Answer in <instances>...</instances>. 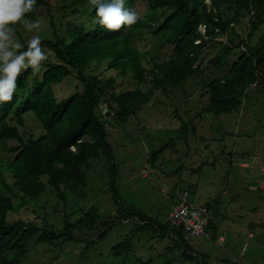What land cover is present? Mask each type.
I'll return each instance as SVG.
<instances>
[{
    "label": "trees",
    "instance_id": "16d2710c",
    "mask_svg": "<svg viewBox=\"0 0 264 264\" xmlns=\"http://www.w3.org/2000/svg\"><path fill=\"white\" fill-rule=\"evenodd\" d=\"M206 1L143 0L148 19L140 17L137 24L116 33L95 22L96 12L89 3L78 15L83 7L77 6L86 4V0L72 3L75 8L65 24H60L66 25V35L61 36L57 29L55 42H43L58 62L50 57L44 63L43 76H33L31 69L22 73L13 100L0 105V147L17 141L9 149L10 159L0 157V180L4 184V188L0 184V264H25L42 251L45 256L57 252L58 259L73 243H85L86 252L129 220L135 221L133 232L110 249V256L120 260L119 264H128L130 257L136 256L135 246L153 233L152 238L155 233L172 237L174 247L182 252L181 262L193 259L182 229L135 208H125L117 188L119 165L108 139L110 125L113 127L116 120L127 123L156 96L176 89L185 94L190 87L202 91L201 98L208 97L207 111L214 117L238 112L256 94L259 100L264 97V0H211V5ZM135 2L126 0L125 7L135 10ZM40 7H46L52 16L51 1L37 0L27 18H35ZM248 16L247 32L240 35L235 25ZM147 27L156 42L150 49H141L137 44L149 38L143 37ZM21 29L16 33L19 40ZM221 36L228 37L227 43L217 41ZM166 47H172L173 54L162 60L160 53ZM148 56L151 66L154 64L150 71L142 63ZM205 61L208 64L203 67ZM112 71L117 76H101ZM129 74L135 85L125 90L119 79ZM66 80L76 87L68 97L58 99L55 87ZM103 110L113 117L108 125ZM26 122H37L41 136L30 134L25 138L19 127ZM161 153L162 149L153 151L150 162H156ZM103 157L112 180L110 189L117 206L114 213L103 211L96 200L92 204L88 197L94 162ZM7 175L12 185L6 181ZM56 198L60 202L51 208L49 204ZM42 201L41 207L62 214V227L52 224L49 214L41 216L29 206ZM60 206L62 213L58 211ZM26 208L33 211L34 219H9L11 213ZM212 229L216 241L214 222ZM142 260L137 261L153 264L152 259Z\"/></svg>",
    "mask_w": 264,
    "mask_h": 264
},
{
    "label": "rangeland",
    "instance_id": "374dc122",
    "mask_svg": "<svg viewBox=\"0 0 264 264\" xmlns=\"http://www.w3.org/2000/svg\"><path fill=\"white\" fill-rule=\"evenodd\" d=\"M50 1L55 21H52L46 7L37 8L36 16L31 21L38 22L40 29L31 33L21 29L19 38L27 46L28 40L39 36L48 59L52 57L57 63L54 53L43 42H55L57 29L61 36L66 35V25L60 24H65L67 16L74 9L72 3L76 0ZM206 3L211 5L210 0ZM135 5L141 19H148L143 0H136ZM59 7L64 9L59 10ZM161 13V10L158 11V15ZM248 23L249 16L235 25L238 34L247 32ZM150 31L149 27L144 29L143 37L148 35L149 38L139 41V48L150 49L154 46L156 39L150 37ZM202 32L205 33V28H202ZM217 41L227 43L228 37L221 36ZM218 51H213L211 58ZM172 54L173 48L166 47L160 53L161 59L168 60ZM149 60L151 58L148 56L142 62L147 71L154 65L152 63L151 66ZM208 61L203 63V67L207 66ZM95 71L97 75L100 73L97 69ZM45 72L43 67L39 75L43 76ZM101 76L108 78L117 74L112 71ZM119 81L125 90L134 88L131 74ZM75 87L73 83L64 81L55 87L56 97H68ZM186 90V94L176 89L171 94L158 95L139 116L130 118L127 123L116 120L112 123L113 127L110 125L108 141L119 165L117 188L126 209L135 208L163 223H168V215L176 205V196L188 191L192 201L219 210L224 223L220 224L218 231L226 235L221 242L219 237L211 242L189 241L193 259L181 262L182 252L174 247L172 237L164 238L160 237L162 233H155L152 238L153 233L142 238L135 246L136 256L130 257L128 264H135L134 261L138 263V258H142L143 262L152 259L153 264H264V97L260 96L259 100L256 94V98H248L238 112L214 117L207 111L208 97L201 98L202 91L191 87ZM112 118L106 115L105 124H110ZM19 128L20 133L26 135L25 138L30 134L38 138L42 133L37 122H26ZM16 143L11 141L7 147H0V157L10 159L12 154L9 149ZM161 149L158 160L150 162L153 151ZM7 177L6 181L12 185V179ZM43 180L46 182V179ZM111 182L107 160L103 157L95 161L91 186L88 188L89 200L92 204L96 200L103 211L114 213L117 206L113 201ZM0 184L4 188L1 180ZM20 201H15V204L18 205ZM58 202L60 200L56 198L49 205L54 208ZM42 203L31 202L29 206L40 211L41 216L49 214L50 222L62 227V214L41 207ZM62 210L61 206L58 207L60 213ZM34 217L33 211L27 209L11 213L9 219L32 220ZM135 227L134 220L126 221L86 252L85 243H73L63 253L60 251L62 255L58 259H55L57 252L45 256L46 253L42 251L25 264H119L120 260L118 262L110 256V249L131 234Z\"/></svg>",
    "mask_w": 264,
    "mask_h": 264
},
{
    "label": "clouds",
    "instance_id": "9594fccd",
    "mask_svg": "<svg viewBox=\"0 0 264 264\" xmlns=\"http://www.w3.org/2000/svg\"><path fill=\"white\" fill-rule=\"evenodd\" d=\"M86 1L84 5L89 3L95 9V22L110 33L130 28L140 19L136 10L125 7L126 0ZM36 3L37 0H0V105L13 100L18 91L17 81L22 73L31 69V74L37 75L48 59L39 36L28 40L25 49L16 35L18 28L28 33L40 29L38 22L27 18V14L34 11ZM85 8L86 6L81 8L78 15H81ZM103 111L106 116L108 111Z\"/></svg>",
    "mask_w": 264,
    "mask_h": 264
},
{
    "label": "built area",
    "instance_id": "2783aa9c",
    "mask_svg": "<svg viewBox=\"0 0 264 264\" xmlns=\"http://www.w3.org/2000/svg\"><path fill=\"white\" fill-rule=\"evenodd\" d=\"M168 222L171 226L182 229L188 241H213V210L206 205H199L192 201L188 191L179 195L178 202L168 215ZM222 240L224 237L220 236L219 242Z\"/></svg>",
    "mask_w": 264,
    "mask_h": 264
},
{
    "label": "crops",
    "instance_id": "0c3cea01",
    "mask_svg": "<svg viewBox=\"0 0 264 264\" xmlns=\"http://www.w3.org/2000/svg\"><path fill=\"white\" fill-rule=\"evenodd\" d=\"M211 210H213L214 223H215V225H216V227H217V231H216V233L218 234V237H220V236L224 237V235H226V234H225V233L220 234L219 231H218L220 224L224 223V220L222 219L219 210H217L216 208H213V209H211ZM226 238H227V237H226ZM217 239H218V238H217Z\"/></svg>",
    "mask_w": 264,
    "mask_h": 264
},
{
    "label": "water",
    "instance_id": "95a60500",
    "mask_svg": "<svg viewBox=\"0 0 264 264\" xmlns=\"http://www.w3.org/2000/svg\"><path fill=\"white\" fill-rule=\"evenodd\" d=\"M106 115H107V117H110L111 113L110 112H106Z\"/></svg>",
    "mask_w": 264,
    "mask_h": 264
}]
</instances>
